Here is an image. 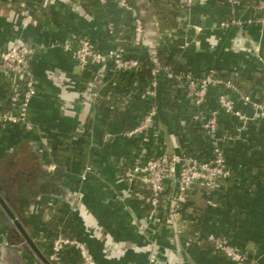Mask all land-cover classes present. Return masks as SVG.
Returning a JSON list of instances; mask_svg holds the SVG:
<instances>
[{"label": "crops", "instance_id": "0c3cea01", "mask_svg": "<svg viewBox=\"0 0 264 264\" xmlns=\"http://www.w3.org/2000/svg\"><path fill=\"white\" fill-rule=\"evenodd\" d=\"M132 1L146 18L155 19L152 0ZM157 1L174 6L176 0ZM253 1L239 0L234 14L241 19L252 17ZM16 8L18 13L10 0H0V48L19 38L43 49L32 59L37 92L30 112L35 127L2 133L7 142L0 145V189L31 242L46 255L50 237L64 226L86 241L100 264H150L155 254L157 264H235L206 243L210 235H221L243 250L251 263L264 264V120L255 117L240 126L236 118L221 114L219 130L229 175L210 196L194 189L175 223L168 225L164 220L169 205L165 200L159 220L149 224L145 216L148 192L124 175L137 152V140L120 135L137 112H144L145 103L128 90L127 108L105 123L87 102V87L93 89L60 47L65 39L82 34L104 39L101 47L108 46L107 21L122 22L125 13L114 0H19ZM230 12L227 0H192L188 16L173 9L161 48L197 73L216 67L228 72L231 81L235 71L243 73L242 90L256 97L264 76V25L219 28L218 22ZM14 13L16 22L11 19ZM193 25L202 31L196 32ZM256 45L262 66L251 54ZM170 91L172 98L157 100L153 152L204 157L208 141L192 118L195 108L182 89ZM85 163H91L94 171L80 181L78 174ZM108 163L121 175L119 182L106 170ZM52 164L61 167L60 175L51 174ZM16 176L25 179L19 182ZM165 190L174 193L176 183L168 182ZM196 231L204 239L194 236ZM22 242L27 250L24 261L34 264L39 258L0 206V264L9 256L4 249ZM151 245L156 253L149 250ZM68 257V264H75L74 253Z\"/></svg>", "mask_w": 264, "mask_h": 264}, {"label": "built area", "instance_id": "2783aa9c", "mask_svg": "<svg viewBox=\"0 0 264 264\" xmlns=\"http://www.w3.org/2000/svg\"><path fill=\"white\" fill-rule=\"evenodd\" d=\"M116 6L125 13L122 22L114 23L108 20L106 32L109 45L94 48L89 39L83 35L72 36L60 45L74 60L83 77L88 81L87 70L91 65L112 62V73H131L146 65L141 58L145 36L144 24L140 9L132 0H114ZM231 5L230 15L218 22V27L227 29L234 26L254 24L264 25V0L251 3L252 17L239 18L234 14L233 6L239 0H227ZM175 14L184 12L188 16L192 0H176ZM177 12V13H176ZM196 32L202 31L199 25H193ZM123 42L128 48L125 50L120 44ZM184 42V47L189 46ZM240 41L237 39V46ZM236 45V44H235ZM41 45L34 47L17 38L10 41L6 47L0 48V125L15 127L24 131H33L34 123L30 112L32 100L37 92V79L32 71L30 62L36 52L41 51ZM252 56L260 63L262 57L259 47L251 49ZM260 66L262 64L260 63ZM165 76L172 79L170 89H182L184 96L195 108L192 118L206 134L208 153L204 157L191 154H175L153 152V135H157L158 109V67L151 65L150 71L142 81L129 85V90L136 99L145 103V110L138 113L132 124L120 130V135L137 140V152L132 158L131 165L124 171L129 181H135L146 189L147 208L146 221L154 223L160 218L165 200L169 202L164 216L166 223L173 224L179 218L188 195L196 188H200L206 196H210L219 186L221 179L229 175L223 149L224 136L220 133V115L234 117L241 122L240 126L251 118L264 120V76L260 81V94L252 97L244 92L233 81L224 77L222 69L207 66L197 73L187 66L180 65L163 67ZM103 73L97 75L102 80ZM87 88L89 99L94 102L104 83L89 81ZM210 93H214L213 96ZM212 101V104L210 103ZM126 102V98L124 99ZM243 107V108H242ZM123 112V111H122ZM113 117H110L112 119ZM10 129V128H9ZM53 164L49 166L51 170ZM94 171L91 163H85L78 174L80 181L87 180ZM176 183V190L168 194L165 190L168 182ZM209 204H214L208 200ZM48 241L46 257L51 264H68L69 253L76 256L75 264H100L90 253L86 241L65 230L60 226ZM142 225L139 228L142 230ZM206 243L212 250L223 254L235 264H254L248 260L246 253L231 244L224 236L210 235ZM150 264L156 263L157 258L151 255Z\"/></svg>", "mask_w": 264, "mask_h": 264}, {"label": "trees", "instance_id": "16d2710c", "mask_svg": "<svg viewBox=\"0 0 264 264\" xmlns=\"http://www.w3.org/2000/svg\"><path fill=\"white\" fill-rule=\"evenodd\" d=\"M19 0H10L12 10L15 13H18V8H16V4ZM152 6L154 8L155 19L146 18L143 10L140 9V13L142 15L143 24H144V36H145V43L143 47V51L141 53V58L143 59L146 65H141L138 70L131 72V73H124V72H116L112 73L110 69L112 68V62L108 60L106 63L98 64V65H91L88 67L87 74H88V82L89 81H97V82H105L104 87L100 91L98 97L94 102L90 99L87 100L88 104L92 105L95 111L99 112L107 123L110 117H114L123 109L127 108V102L124 101L125 96L129 90V85L133 84L136 81H142L146 78L147 73L150 71V66L158 67L157 71V78H158V95L156 100L159 98L163 99H170L172 98V91H170V86L172 84V79H169L165 76L163 67L164 66H171V65H180V68L183 69L184 66L189 67L185 63L182 62V59H173L166 52L161 48V43L163 39L167 35L168 27L171 23L173 17V5H167L165 3H161L157 0H152ZM84 9V8H82ZM12 14L11 19L16 22L18 18L16 15ZM83 36L87 37L94 48H102L101 45L105 42L104 39L100 38H92L88 35L82 34ZM22 41L26 42L29 45H33L31 42L21 39ZM123 48L126 50L128 48L123 42L120 43ZM31 60L30 66L33 67ZM33 71V68H32ZM236 73L232 74V81L237 84L240 89L242 88L241 85V78H244L243 73L239 71H235ZM103 73L102 80L97 79V75ZM224 77L228 78L229 73H223ZM251 76V75H250ZM252 77V76H251ZM254 78L258 77V75H254ZM90 85V83L88 84ZM89 88V87H87ZM10 128V129H9ZM15 127H2L0 125V145H5L7 140L6 136L2 133H9L15 132ZM17 132V131H16ZM20 135L21 133H17ZM59 228H57L58 230ZM55 229V232L57 231ZM194 236L197 238L204 239V236L198 233L197 231L193 233ZM73 255V254H72ZM75 256V254H74Z\"/></svg>", "mask_w": 264, "mask_h": 264}, {"label": "water", "instance_id": "95a60500", "mask_svg": "<svg viewBox=\"0 0 264 264\" xmlns=\"http://www.w3.org/2000/svg\"><path fill=\"white\" fill-rule=\"evenodd\" d=\"M105 167H106V170L108 171L109 175H111V177L114 179V181L119 182V180L122 179L121 175L109 163L106 164ZM61 172H62V169L58 164L54 165L53 168L51 169V174L54 176L60 175ZM0 206L6 211L7 215H9L11 222L13 223V225L15 227V231H19L22 234V236L24 237L26 242L29 243L31 249H33V251L36 253L37 257L41 260L42 264H51L48 261L46 255H44L31 242V239L26 235L25 231L23 230V228L21 227V225L19 224V222L17 221V219L15 218L13 213L9 210V208L5 204L4 191L2 189H0ZM8 224H10V223H8ZM24 245H25V243L22 242L20 245H11L10 247L4 249L3 253L9 254V256L6 257L5 262L7 264H27L23 258L24 253L27 252V250L22 247ZM150 249H153V252L156 253V249H154V247L152 245H151V247L149 246V250ZM155 257H156V254H155ZM157 263L158 262H156V263L154 262L152 264H157Z\"/></svg>", "mask_w": 264, "mask_h": 264}, {"label": "rangeland", "instance_id": "374dc122", "mask_svg": "<svg viewBox=\"0 0 264 264\" xmlns=\"http://www.w3.org/2000/svg\"><path fill=\"white\" fill-rule=\"evenodd\" d=\"M67 105H69V104H67ZM65 106H66V105H65ZM5 177H7V176L5 175ZM5 177H3V179H5ZM15 179L19 180V182H22V181H24L25 177H23V176L17 177V176H16ZM11 180H12V179H11ZM6 181H9V179L7 178ZM9 182H11V181H9ZM9 182H8V183H9Z\"/></svg>", "mask_w": 264, "mask_h": 264}, {"label": "flooded vegetation", "instance_id": "af4514ba", "mask_svg": "<svg viewBox=\"0 0 264 264\" xmlns=\"http://www.w3.org/2000/svg\"><path fill=\"white\" fill-rule=\"evenodd\" d=\"M39 260H35L34 261L35 262L34 264H41L42 262H41V260L40 261ZM1 264H7V263L6 262H2ZM29 264H32V263H29Z\"/></svg>", "mask_w": 264, "mask_h": 264}]
</instances>
